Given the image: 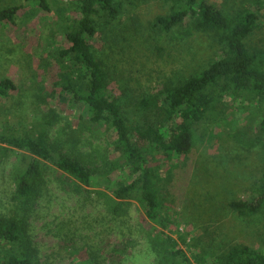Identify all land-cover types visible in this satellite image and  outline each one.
Masks as SVG:
<instances>
[{"label": "rangeland", "instance_id": "rangeland-1", "mask_svg": "<svg viewBox=\"0 0 264 264\" xmlns=\"http://www.w3.org/2000/svg\"><path fill=\"white\" fill-rule=\"evenodd\" d=\"M209 1L227 15L238 16L246 10L256 11L258 0ZM122 2L121 15L106 26L102 24L101 33L92 40L108 73L107 93L121 107L135 110L142 97L189 77L220 54L209 34L191 27L174 32L177 37H158L152 22L169 12V2ZM47 3L49 9L45 10L34 1L0 0V8L22 5L13 23L0 24V79L11 78L17 86L11 97L0 101V132L42 131L55 149L80 155L88 167L100 168L106 151L103 127L79 120V114L87 119V109L72 106L71 94L62 87L65 76L56 62L63 46L62 33L76 16V2ZM256 12L257 28L246 41L248 46L264 50V9ZM225 103L229 106L225 120L208 125L217 126L212 129L214 135L201 124L199 133L204 132V137L180 160L172 177H161V192L172 208L173 224L188 243H195L192 250L207 244H264V207L248 215L228 204L252 196L262 177L264 142L249 138L259 135L261 114L243 97ZM49 118L52 123L45 124ZM13 160L14 153L0 150V214L5 215L14 210ZM85 188L99 189L96 185ZM87 189L77 193L54 167L46 171L26 217L38 264H72L68 257L71 249L80 252L82 259L92 255L107 264L106 251L117 246L125 250L118 264H154L145 234L151 223L156 224L145 218L135 201L124 203L125 214L120 219L105 217L103 198ZM172 236L178 237V233ZM179 245L189 255V248Z\"/></svg>", "mask_w": 264, "mask_h": 264}, {"label": "trees", "instance_id": "trees-1", "mask_svg": "<svg viewBox=\"0 0 264 264\" xmlns=\"http://www.w3.org/2000/svg\"><path fill=\"white\" fill-rule=\"evenodd\" d=\"M27 1L49 9L47 0ZM163 1L170 3L169 12L156 16L151 26L159 38L164 34L177 37L174 32L191 27L209 34L220 54L189 77L142 97L135 110L123 108L107 93L108 73L92 40L101 33L102 24L106 26L121 15L124 4L122 0H75L76 16L62 33L63 46L58 49L56 62L65 76L62 87L71 94L72 106L87 109V119L79 114V120L103 127V166L90 168L80 155L55 149L42 131L20 135L0 132V150L15 155L10 174L13 214H0V264H38L26 217L51 167L61 172L77 193L98 186L87 192L95 191L98 198H103L105 217L109 215L113 221L125 214L126 201H135L145 218L156 224L151 223L145 234L154 264H264V244H207L192 250L195 243H188L177 231L172 208L161 192L162 178L172 177L180 160H185L204 137V132L199 133L200 125L205 124L203 130L213 136L212 129L217 126L208 125L225 120L227 100L243 97L255 105L261 114L259 135L249 138L264 142V50L252 48L246 41L257 28L256 11H262L264 3L258 0L256 11L229 16L209 0ZM21 7L0 8V24L13 23ZM16 89L11 78L0 79V101L7 100ZM51 123L50 118L45 121ZM228 204L240 214L260 211L264 207V169L252 196ZM174 232L178 237L172 236ZM180 242L189 248V255ZM123 250L120 246L107 250V264H118ZM68 257L72 264H101L92 255L82 259L76 249L69 250Z\"/></svg>", "mask_w": 264, "mask_h": 264}]
</instances>
